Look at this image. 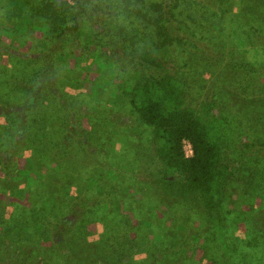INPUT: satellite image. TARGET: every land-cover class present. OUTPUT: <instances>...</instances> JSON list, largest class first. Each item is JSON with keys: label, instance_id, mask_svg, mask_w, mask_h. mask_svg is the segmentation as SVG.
<instances>
[{"label": "rangeland", "instance_id": "obj_1", "mask_svg": "<svg viewBox=\"0 0 264 264\" xmlns=\"http://www.w3.org/2000/svg\"><path fill=\"white\" fill-rule=\"evenodd\" d=\"M48 1L25 10L36 15V3ZM90 1L93 19L75 21L72 7L60 27L46 32L0 0V264H264V147H256L264 143V31L255 26L264 23V7L241 4L239 40L261 50L250 57L239 50L249 67L226 55L213 33L163 50L194 90L184 95L186 105L206 122L213 113L219 118L223 163L234 174L225 194L234 215L221 229L235 248L227 258L194 199L155 197L138 178L140 161L152 156L153 128L133 110L124 87L142 67L115 52L154 47L131 48L127 41L150 30L139 19L151 3ZM185 1L175 6L184 9ZM230 5L220 1L216 13L204 11L214 33L229 26ZM87 83L93 93L78 92ZM24 168L31 172L22 175ZM65 218L67 257L53 239ZM12 229L30 235V262L3 241Z\"/></svg>", "mask_w": 264, "mask_h": 264}, {"label": "trees", "instance_id": "obj_2", "mask_svg": "<svg viewBox=\"0 0 264 264\" xmlns=\"http://www.w3.org/2000/svg\"><path fill=\"white\" fill-rule=\"evenodd\" d=\"M38 1L41 3V0H10V6L16 10L15 13L18 17L25 18L35 27L40 28L39 30L46 32L54 30L51 26L60 27L59 25L64 23V14L72 7L78 9L74 16L75 21L80 16H87L92 19L94 17L93 11L88 8L91 5L90 0H50L43 6L36 3L38 9L36 15L27 13L25 7ZM140 1L142 4L144 1L151 3L150 5L144 4V17L139 19L146 21L141 24L150 30L146 33L142 32L144 36L140 40H137V36L133 35L127 41L130 42L131 48L144 42L151 43L154 47H147L144 50L131 49L132 52H128V55L124 51L115 52L116 55L119 52L122 53L131 63L142 67V72H136V81L124 87L133 110L146 125L153 128L152 156L144 157L140 161L137 172L138 178L148 185V189L153 192L155 197L174 201L194 199L213 225L223 255L229 258V252H235V248L225 242L221 229L224 225L227 226V214L231 212V215H234L235 206L230 203L228 197H225L226 188L234 174L230 166L223 163L221 131L216 124L219 122V118L213 113L214 119L211 122H206L192 107L186 105L184 95L187 93L195 95L194 90L190 86L187 87L185 79L179 77V72H177L178 74L174 73L176 71L169 62L170 51H164H166V47L169 49L173 46L172 44H176V42L179 44L186 37L205 40L207 34L213 33L218 36L221 45L225 48L226 55L232 56V58L237 57L239 64L241 62V65L246 64L249 67L248 61H244L240 57L241 51L239 50H245L249 57L259 54L261 50L258 49L259 47L246 44V42L242 43L239 40L243 35V29H240L239 26L244 25L242 11H240L241 4L249 2L250 5L263 9L264 0H187L188 2H184L186 4L184 9L182 4L175 6V1L179 4L182 0ZM220 1H227L235 11L234 14L230 13L229 15V26H222L223 29H217L218 32L214 33L212 29L216 26L212 22L209 23L208 27L205 25L207 19L204 11H208L209 14L212 11L216 13ZM93 10L99 11L100 9L93 7ZM121 13L124 14V11L122 10ZM207 17L210 19L211 15ZM49 19H52L54 24H51ZM260 22L262 25L255 24V26L264 31V23L261 20ZM66 28L64 29L69 30V27ZM73 28L77 29L78 23ZM221 33L225 35H219ZM109 36L110 40L113 41L111 43H114L115 35L109 34ZM131 41L134 42L131 44ZM196 47L201 48V45L196 44ZM231 64H228L229 68L232 67ZM152 69L160 71L163 75L157 78L155 75L148 74V70ZM47 70L52 77V67L49 64ZM90 86L87 83L78 92L93 93ZM38 87L39 83L36 85L35 91L38 90ZM101 92L99 90L97 93ZM100 98L98 96L97 99ZM61 100L65 106L70 108L64 99ZM24 109L22 107L21 111ZM184 141L191 143L192 156H186L183 148ZM256 147L263 148L264 143H260ZM19 171L22 175L31 172L27 168ZM70 223L71 220L65 218L61 227L53 235L54 242L66 257L68 254L63 229ZM13 231L14 229L10 233H3V241L9 242L8 245L12 246L14 251L23 253L24 258L30 262L31 255L34 254V251L27 245V239L30 235L27 233L20 235V233ZM23 235L26 236L21 238ZM24 258L23 261L25 262ZM66 264H70V262L68 261ZM226 264L235 263L228 260Z\"/></svg>", "mask_w": 264, "mask_h": 264}, {"label": "built area", "instance_id": "obj_3", "mask_svg": "<svg viewBox=\"0 0 264 264\" xmlns=\"http://www.w3.org/2000/svg\"><path fill=\"white\" fill-rule=\"evenodd\" d=\"M183 148H184V152H185L187 157L192 156L193 149H192V145L189 141H184Z\"/></svg>", "mask_w": 264, "mask_h": 264}]
</instances>
